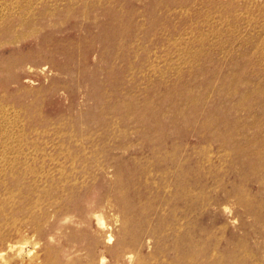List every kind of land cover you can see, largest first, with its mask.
Listing matches in <instances>:
<instances>
[{"label":"rangeland","instance_id":"rangeland-1","mask_svg":"<svg viewBox=\"0 0 264 264\" xmlns=\"http://www.w3.org/2000/svg\"><path fill=\"white\" fill-rule=\"evenodd\" d=\"M0 222V264H264V0H0Z\"/></svg>","mask_w":264,"mask_h":264},{"label":"bare ground","instance_id":"bare-ground-1","mask_svg":"<svg viewBox=\"0 0 264 264\" xmlns=\"http://www.w3.org/2000/svg\"><path fill=\"white\" fill-rule=\"evenodd\" d=\"M146 116V115H145ZM6 218V217H5ZM4 218V219H5ZM2 220V219H1ZM6 223V222H5ZM4 223V224H5ZM0 224H1V222H0ZM13 224V223H12ZM11 225V224H10ZM1 226H2V224H1ZM4 226V225H3ZM8 226V225H7ZM5 227V226H4ZM1 229H2V227H0ZM9 229H11L10 227L8 228V230ZM3 230V229H2ZM1 231V230H0ZM4 232V231H3ZM6 232V231H5ZM3 234V233H2ZM8 240V239H7ZM6 244H7V247H8V249L9 250H11L12 251V253L13 254H19L22 250H23V248L25 247V245L20 241V242H16V241H14V242H6ZM29 252H31V250H29ZM45 254V253H44ZM0 255L1 256H3V254L2 253H0ZM36 256H38L37 254H36ZM41 256H42V254H41ZM20 258V257H19ZM33 258V257H32ZM40 258V257H39ZM47 257H45V259H46ZM50 259H51V257H50ZM52 259H55V257L54 258H52ZM51 259V260H52ZM102 259V258H101ZM38 260V259H37ZM34 261V260H33ZM14 262V261H13ZM53 262V261H52ZM23 263V262H22ZM31 263V262H30ZM34 264V263H33ZM52 264V263H51ZM83 264H89V263H83Z\"/></svg>","mask_w":264,"mask_h":264}]
</instances>
